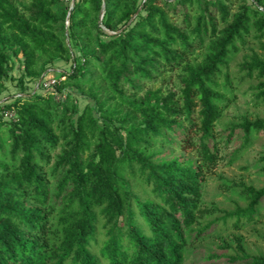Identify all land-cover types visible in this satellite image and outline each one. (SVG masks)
<instances>
[{
  "label": "trees",
  "instance_id": "16d2710c",
  "mask_svg": "<svg viewBox=\"0 0 264 264\" xmlns=\"http://www.w3.org/2000/svg\"><path fill=\"white\" fill-rule=\"evenodd\" d=\"M64 1L31 0L19 10L0 0V89L7 64L18 56L29 78L40 60L73 62L43 94L0 106V264H182L186 232L199 218L219 214L216 221H232L235 230L252 222L264 189L233 184L248 202L230 213L202 208L200 198L205 176L241 156L251 131H264V120H244L225 135L215 131L225 97L212 88L251 30L264 38V0L233 14L228 0H74L66 21L78 61L54 27L53 8ZM101 9L95 29L102 38L88 50L84 19ZM210 38L202 61L187 62ZM239 68L245 77H264V60L256 55ZM176 70L182 74L177 92L157 88L137 96L144 83ZM100 74L114 96L98 97L105 91L93 85ZM67 85L89 100L80 112L68 104ZM258 86L255 101L264 102V83ZM108 102L116 103L107 108ZM236 130L240 145L222 154ZM174 148L188 156H164ZM232 242L217 247L230 252L227 264H264L240 238Z\"/></svg>",
  "mask_w": 264,
  "mask_h": 264
},
{
  "label": "rangeland",
  "instance_id": "374dc122",
  "mask_svg": "<svg viewBox=\"0 0 264 264\" xmlns=\"http://www.w3.org/2000/svg\"><path fill=\"white\" fill-rule=\"evenodd\" d=\"M12 3L22 10L26 7L31 0H11ZM174 1V0H173ZM230 7V14L239 11V8L244 4L249 5L250 0H228ZM141 0H136V4L139 5ZM71 5V0H66L57 4L53 8V12L56 15L58 22L54 25L56 31L63 35V41L70 48L72 52L71 60L76 58L80 60V53L73 47L72 41L67 35V21L66 18H62L64 12H66ZM194 7H196L194 5ZM193 7V8H194ZM192 12V11H190ZM67 13V12H66ZM194 12L191 14V18H195ZM175 22L180 25V17L174 19ZM85 27L82 32H87L89 36V43L85 45L88 50L94 48L93 42L98 37L96 34L95 26L101 21L100 14H96L89 11L87 18L84 19ZM224 24L219 23L218 29L223 28ZM212 41V38L205 40L201 47L194 48L193 52L187 57V62L191 64H198L202 61L204 55L207 53V47ZM81 44H86L85 41H81ZM264 38H259L258 35L252 30L246 37L243 45H237L238 49L235 53H231L227 58L226 67L222 69L221 74L215 79V85L212 86L214 90L222 94L225 97L224 102H220V105L225 103L223 111L220 114V118L215 122L214 130L221 134H226L230 127L241 124L244 120H264V102L255 101V95L261 90L258 88L259 83H264V77L257 79L253 75L252 77H245L244 72L240 70L239 65L245 62H249L253 55L258 56L261 60H264ZM72 48V49H71ZM21 57L15 62H9L7 64V77L2 80V88L0 89V106L11 102L19 95L28 93H44L47 89L45 84L49 80H55L61 73L68 72L73 66L72 61L56 60L52 64H47L44 60H40L36 67V74L34 77L24 76L20 64ZM225 74L229 77V84H224ZM182 74L178 70L170 73L165 72L158 77L153 83H144L137 96H141L146 90L161 89L163 93L177 92L181 87L179 80ZM94 86L101 85L104 88V92L100 93L99 98L103 99L107 96H114L108 82L103 74H100L98 79L93 83ZM90 85H84V95L87 96V89ZM49 88V87H48ZM66 90L69 92L70 100L68 102L71 107L72 103H76V107L80 112L88 99L75 93L71 86L67 85ZM264 90V88H263ZM116 102H108L107 108H112ZM118 103V102H117ZM92 105V104H91ZM5 120L8 116L5 115ZM58 133V130H56ZM3 131H0V136H3ZM242 133L239 130L235 131V135L228 145L223 148L222 154H227L231 150L241 143ZM251 143L248 148L239 156L232 164L228 165L225 162H221L213 171L212 174L205 176V180L201 187L200 205L202 208H216L226 213L233 212L236 208L244 209L247 205V198L241 192V188L234 186L233 184L242 183L245 186H251L256 190L264 189V131L255 133L251 131ZM62 144V143H61ZM51 153V156H55L60 152V146ZM155 146L153 150L158 149ZM166 151L164 156H179L183 154L188 156V153L179 151L177 148L164 149ZM88 154L85 153V155ZM168 154V155H166ZM219 214H212L199 218L196 225L191 228V231L186 232L187 245L184 249L182 264H227L226 255L230 252L220 250L217 247L220 243L224 242L228 245H232L233 238H240L243 248L247 253L251 255L264 256V199L262 198L257 207L255 208V214L252 216V222H242L240 228L235 230L231 226L232 221H228L224 226L222 223L217 222ZM55 222V219L52 220ZM204 224H210L209 227L199 236L195 235L196 230L204 226Z\"/></svg>",
  "mask_w": 264,
  "mask_h": 264
},
{
  "label": "water",
  "instance_id": "95a60500",
  "mask_svg": "<svg viewBox=\"0 0 264 264\" xmlns=\"http://www.w3.org/2000/svg\"><path fill=\"white\" fill-rule=\"evenodd\" d=\"M73 3H74V0H71V5H70V7L68 8V11H67V14H66V20H67V18H68V15H69V13H70V10H71V7H72ZM102 12H103V10L101 9V10H100V17L102 16ZM98 24H100V21L98 22Z\"/></svg>",
  "mask_w": 264,
  "mask_h": 264
},
{
  "label": "built area",
  "instance_id": "2783aa9c",
  "mask_svg": "<svg viewBox=\"0 0 264 264\" xmlns=\"http://www.w3.org/2000/svg\"><path fill=\"white\" fill-rule=\"evenodd\" d=\"M54 82H55V80H49V81H47V84H45L44 87L48 88V87L52 86L54 84Z\"/></svg>",
  "mask_w": 264,
  "mask_h": 264
}]
</instances>
